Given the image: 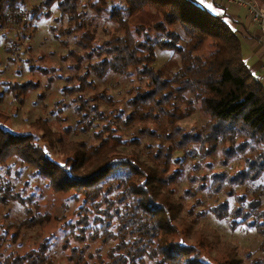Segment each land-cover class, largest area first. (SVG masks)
<instances>
[{
  "label": "trees",
  "instance_id": "16d2710c",
  "mask_svg": "<svg viewBox=\"0 0 264 264\" xmlns=\"http://www.w3.org/2000/svg\"><path fill=\"white\" fill-rule=\"evenodd\" d=\"M213 2L0 0L11 54L19 46L7 35L11 27L31 29V38L38 23L52 21L64 59L74 60L61 91L73 96L75 114L72 121L65 99L55 100L49 112L58 127L45 116L33 122L37 131H16L4 98L18 107L33 92L46 99L63 76L30 64L45 84L1 80L0 264H55L54 240L24 251L17 243L53 219L63 225L62 248L73 264H236L230 245L198 227L208 212L232 230H256L264 251V83L246 63L243 22ZM150 12L156 22L136 21ZM158 49L180 58L170 75L156 66ZM118 77L130 82L125 92H114ZM196 112L207 120L186 128L182 121ZM216 155L224 167L241 166L215 170ZM184 180L192 219L181 215L176 196ZM46 190L63 198L61 214L43 210ZM10 209L19 214L7 223ZM252 262L264 264V256Z\"/></svg>",
  "mask_w": 264,
  "mask_h": 264
},
{
  "label": "rangeland",
  "instance_id": "374dc122",
  "mask_svg": "<svg viewBox=\"0 0 264 264\" xmlns=\"http://www.w3.org/2000/svg\"><path fill=\"white\" fill-rule=\"evenodd\" d=\"M42 0H29L30 4L40 3ZM227 12L230 14L238 13L235 18L239 19L241 22L242 18L245 19L247 14V9L236 5L229 4L226 6ZM246 12H245V10ZM58 13V12H57ZM142 20L146 23H154L158 20L157 16L153 15L152 12L149 14L141 15V19L136 18V21ZM251 22V21H250ZM52 21L43 20L38 23V30L33 32V37L29 38L31 29L24 26H14L11 27L7 35L16 38L19 43L17 53L11 54L5 49V37L3 36V31L0 30V89H5L1 83V80H18L24 81L27 78L40 79L43 84L47 82V77L37 69H30L31 65H38L40 67L50 68L55 74H62V78L54 84V87L47 93L46 99H41L38 97L37 92H33L27 99V102L23 106L17 105L11 96L7 95L1 102L2 107L6 108L7 112L12 117V128L19 132L37 131L33 125V122L39 117L49 116L53 122L54 127H58V123L55 121V115H51L49 108H53L55 100L65 99L67 103L66 113L69 115L70 119L75 120V114L72 106V98L68 93H63L61 91V85H68L69 82L65 75L74 72V69L70 66L74 63L72 58L65 60L64 56L67 54V50L64 49L58 40H56L49 29ZM258 27V26H257ZM260 29V28H259ZM97 36L99 39L106 37L102 28L99 29ZM74 46V45H73ZM246 52V49H244ZM157 61L156 66L163 68L167 75H170L173 71H176L180 66V58L177 55L172 54V51L167 49L157 50ZM9 56L16 57L14 60L9 59ZM61 72V73H60ZM120 83H116V87L113 88L114 92L118 91L125 92V90L130 85V82L118 77L116 79ZM207 118L201 113L196 112L191 117L186 118L182 121V124L186 128H191L192 126H201L205 123ZM213 160L215 170H225L234 171L236 168L241 166V162L236 160L232 163V166L224 167L219 162V155L211 158ZM27 175V173H25ZM189 186V182L184 180L177 185L178 193L177 198L184 205L182 210V216H188L187 207H190L194 200L184 194V188ZM41 205L43 210L55 209L57 213H62V201L61 196H56L50 191L45 192V196L40 197ZM200 209V206L198 207ZM207 209V208H206ZM8 206H3L2 212H6ZM19 209H10L8 214L10 217L7 219V223L12 221L16 217ZM23 217V216H22ZM193 216H188L192 219ZM198 227L202 229L211 240L220 241L223 245H230L235 251L236 264H254L252 259L254 257L264 256V251L260 249L263 237L254 229L249 230L245 227H239L236 230H232L228 222L218 219L214 214L208 212L206 217H202L199 220ZM64 229L63 225L59 220L53 219L43 226H36L26 231L22 234L19 241L17 242L19 248L24 251L27 248L34 246V243L40 241L44 237H48L50 240L55 241L53 246V254L55 259V264H73L69 261L67 255L68 251L62 248V235ZM222 245V247H223ZM250 253L251 257L247 254ZM252 258V259H251Z\"/></svg>",
  "mask_w": 264,
  "mask_h": 264
},
{
  "label": "crops",
  "instance_id": "0c3cea01",
  "mask_svg": "<svg viewBox=\"0 0 264 264\" xmlns=\"http://www.w3.org/2000/svg\"><path fill=\"white\" fill-rule=\"evenodd\" d=\"M213 1L214 0H204L203 3L211 8L213 7L214 4ZM258 3L262 7H264V4H261L259 1ZM239 13L240 12L238 13L230 12V14L234 17H236V15ZM242 21H243V27H241V30L245 36L243 42H244V47L246 49L245 52L246 63L251 68L255 77L259 81L264 83V35L262 31L259 29V27H257V25L250 22L247 14L245 19L242 18Z\"/></svg>",
  "mask_w": 264,
  "mask_h": 264
},
{
  "label": "built area",
  "instance_id": "2783aa9c",
  "mask_svg": "<svg viewBox=\"0 0 264 264\" xmlns=\"http://www.w3.org/2000/svg\"><path fill=\"white\" fill-rule=\"evenodd\" d=\"M229 4H236L247 9L250 21L259 26L264 35V8L259 6L255 0H224Z\"/></svg>",
  "mask_w": 264,
  "mask_h": 264
},
{
  "label": "bare ground",
  "instance_id": "6f19581e",
  "mask_svg": "<svg viewBox=\"0 0 264 264\" xmlns=\"http://www.w3.org/2000/svg\"><path fill=\"white\" fill-rule=\"evenodd\" d=\"M225 4L229 5V3H226L224 0H222ZM256 1V0H255ZM258 3V1H256ZM259 6H261L259 3H258ZM262 7V6H261ZM245 8V7H244ZM264 8V7H263ZM248 15V13H247ZM249 18V17H248ZM250 20V19H249ZM259 27V26H258ZM260 28V27H259ZM261 30V29H260Z\"/></svg>",
  "mask_w": 264,
  "mask_h": 264
},
{
  "label": "snow or ice",
  "instance_id": "6c2138e0",
  "mask_svg": "<svg viewBox=\"0 0 264 264\" xmlns=\"http://www.w3.org/2000/svg\"><path fill=\"white\" fill-rule=\"evenodd\" d=\"M204 0H200V3L203 4Z\"/></svg>",
  "mask_w": 264,
  "mask_h": 264
}]
</instances>
